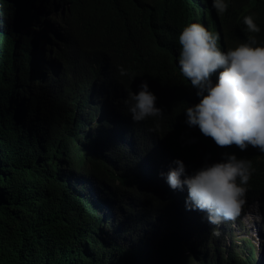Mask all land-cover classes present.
Instances as JSON below:
<instances>
[{
	"label": "trees",
	"instance_id": "trees-1",
	"mask_svg": "<svg viewBox=\"0 0 264 264\" xmlns=\"http://www.w3.org/2000/svg\"><path fill=\"white\" fill-rule=\"evenodd\" d=\"M225 2L220 15L213 0H0V264H174L180 247V264H217L185 255L207 252L216 229L206 212L189 210L187 186L177 199L167 174L176 160L191 175L225 154L252 162L237 219L260 203L264 233V153L221 148L186 123L202 97L179 67L184 27L219 34L223 52L249 35L264 47V0ZM247 15L259 33L247 32ZM101 75L125 108L111 97L115 126L112 115L98 119ZM143 81L163 118L133 121L125 101ZM142 155L153 165L140 164ZM244 246L247 256L227 250L223 264H255L252 243Z\"/></svg>",
	"mask_w": 264,
	"mask_h": 264
},
{
	"label": "clouds",
	"instance_id": "clouds-1",
	"mask_svg": "<svg viewBox=\"0 0 264 264\" xmlns=\"http://www.w3.org/2000/svg\"><path fill=\"white\" fill-rule=\"evenodd\" d=\"M211 4V10H217L220 15L229 7L225 0H213ZM243 22L248 33L260 32L252 15L245 16ZM219 40V34H214L200 23H191L179 35L181 50L178 62L181 73L191 82V87L197 89L196 95L202 97L198 104L186 109V123L190 127L198 126L205 137H210L221 148L236 145L244 151L252 146L264 153V47H254L257 39L249 35L246 43L223 52L218 46ZM219 69L222 71L219 72L218 83L213 84L211 77ZM118 70L121 76L128 75L122 66ZM111 82L107 76L101 75L94 83V95L101 105L98 119L103 114L112 115L115 126L122 120L113 113L111 97L115 96L116 104H121L124 111L125 108L115 91L110 92ZM139 89L138 93H129L125 101L133 121L142 122L149 117L163 118V109L156 106L157 96L149 90L148 83L143 81ZM155 130L158 127L150 129ZM142 158L140 164L149 162L153 165L148 156L142 155ZM224 161L205 164L187 175L184 162L176 160L174 163L178 167L167 174V185L177 199L180 202L186 200L184 187L187 186L189 210L206 212L209 226L216 229V233L206 239L207 252H196L193 247L187 249L185 255L196 262L200 261L199 255L200 259L207 258L223 264L227 250L239 251L242 248L240 242L235 241V235L242 230L249 207L244 209L240 219L237 218L246 204L245 186L254 169L251 160L238 159L235 155L225 154ZM247 241L250 240H244V244ZM252 247L255 250L254 245ZM243 251L247 256L245 246ZM256 251L260 252V258L256 254L255 264H263L264 245L259 244ZM179 252L183 253V248H179L172 263L180 264Z\"/></svg>",
	"mask_w": 264,
	"mask_h": 264
},
{
	"label": "rangeland",
	"instance_id": "rangeland-1",
	"mask_svg": "<svg viewBox=\"0 0 264 264\" xmlns=\"http://www.w3.org/2000/svg\"><path fill=\"white\" fill-rule=\"evenodd\" d=\"M19 3L22 2V0H16ZM48 10H53V7L50 6H45V8ZM49 14V12L47 13V15ZM31 18L34 17V12L32 11L31 13ZM50 19H52L53 22V18L51 16ZM60 23L61 20L59 18H56ZM56 24V23H54ZM22 29L27 28V23L26 21H23L20 25ZM58 26V25H57ZM58 29H60L58 27ZM60 33H63V31H60ZM261 204L260 203H255L251 206H249V208L247 209L245 216H244V222H242L243 228L240 232H238L235 235V241L240 242L241 246L244 247V240H250V242L252 243V245H254L255 247V252L257 254L258 259L260 258V252L256 251L257 246H259V244L262 243V245H264V237H263V231H262V213H261ZM240 233H245L246 235L240 234ZM262 237V239L260 238ZM259 264V262L257 263Z\"/></svg>",
	"mask_w": 264,
	"mask_h": 264
},
{
	"label": "bare ground",
	"instance_id": "bare-ground-1",
	"mask_svg": "<svg viewBox=\"0 0 264 264\" xmlns=\"http://www.w3.org/2000/svg\"><path fill=\"white\" fill-rule=\"evenodd\" d=\"M251 12H252V11H251ZM49 16L54 17V18H53V22H55V21H54V19L56 20L55 16H54V15H49Z\"/></svg>",
	"mask_w": 264,
	"mask_h": 264
}]
</instances>
